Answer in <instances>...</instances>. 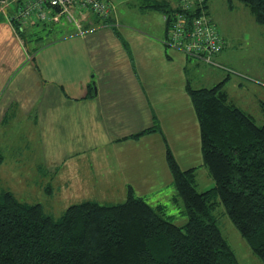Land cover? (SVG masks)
<instances>
[{
  "label": "trees",
  "instance_id": "1",
  "mask_svg": "<svg viewBox=\"0 0 264 264\" xmlns=\"http://www.w3.org/2000/svg\"><path fill=\"white\" fill-rule=\"evenodd\" d=\"M239 1L264 26V0ZM187 2L145 0L140 8L160 11L169 36L180 18L190 22L200 15L201 11L187 7ZM201 9L226 43L211 16L209 0ZM89 10L100 19L98 27L116 26L113 5L107 17ZM13 23L17 33L27 37L22 23ZM34 24L46 31L52 26ZM193 63L205 64L188 57L187 64ZM219 64L212 66L228 72L224 80L210 87H187L199 120L203 165L215 186L198 191V167L183 170L166 143L173 187L170 201L177 214L185 217L184 222L176 220L166 202H151L146 195H136L133 188L121 201L90 199L73 204L59 219L46 213L41 203L21 201L11 190L3 189L0 264H239L213 214L221 203L262 260L258 264H264V124H257L251 114L230 100L225 85L232 69ZM153 132L162 133L156 122L135 137Z\"/></svg>",
  "mask_w": 264,
  "mask_h": 264
},
{
  "label": "crops",
  "instance_id": "2",
  "mask_svg": "<svg viewBox=\"0 0 264 264\" xmlns=\"http://www.w3.org/2000/svg\"><path fill=\"white\" fill-rule=\"evenodd\" d=\"M108 1L114 8L115 29L109 25L95 28L100 19L90 10L75 8L82 29L73 23H63L62 18L61 22L52 24L47 33L48 37H52L47 38L34 53L30 52L27 45L29 41L25 40L23 44L19 40L17 36L20 35L14 23L7 18L6 13L0 11V17H5L0 20V104L15 83L17 87L11 90L13 92L27 90L28 95V89H37L34 82L30 83L31 74L34 73L41 95L40 121L43 118L47 121L43 122V128H46V124L55 123L51 130L57 137L77 141L73 152L81 149L98 150V144L92 146V142H103L101 151L110 155L107 180L130 184L128 188L116 184L113 186L116 189L123 188L122 196H127L129 188L138 187L133 182V172L138 167L135 162L138 153H141V158L146 155L143 164L159 163L160 159L162 169L168 171L166 161L163 162L167 148L164 140L162 143L160 141L161 134L153 132L135 137L155 122L162 128L161 122L165 121L158 105H169L170 101L178 98L191 103L188 84L194 88L210 87L221 80L210 86L193 84L195 70L187 62L176 61L172 54L174 48L166 43L168 36L164 15L158 10L141 9L145 0ZM29 22L31 24L28 23L24 29L31 41L35 33L29 27L35 24L31 20ZM55 33L61 35L56 37ZM35 35L36 38L41 37ZM140 61L147 62L139 71ZM24 64L26 66L22 67ZM27 67L24 74L15 72ZM160 77L167 78L170 83L160 81ZM174 78L176 80L173 82ZM21 85L24 86L21 88ZM171 86H178L179 95L171 90ZM9 99L10 96L6 97V102ZM12 103L8 111H15L18 107L17 101ZM36 104L31 107H35L34 110L20 113L25 116V120L38 114ZM165 114L170 116L167 112ZM49 116L53 122H50ZM1 123L0 120V129ZM3 134L0 131V166L5 161L3 141L5 146L10 142L9 136L6 142ZM84 138L89 141L82 144L85 140L80 139ZM148 171L149 167L143 168L144 176H147ZM57 176L61 181H68L67 176ZM96 180L97 177L94 187ZM124 189L127 191L124 192Z\"/></svg>",
  "mask_w": 264,
  "mask_h": 264
},
{
  "label": "rangeland",
  "instance_id": "3",
  "mask_svg": "<svg viewBox=\"0 0 264 264\" xmlns=\"http://www.w3.org/2000/svg\"><path fill=\"white\" fill-rule=\"evenodd\" d=\"M209 6L211 16L226 41V47L216 62L223 63L232 69V72L229 73L230 78L226 80L225 88L230 94L232 102L251 114L257 124L263 125L264 113L261 102H264V26L256 20L249 8L245 7L239 0H209ZM9 11L10 9L6 8V12ZM2 14L4 15V13ZM2 17H0V20L5 19L4 16ZM63 23L68 22L63 19ZM29 30L41 36L42 40L34 37L30 41L28 36L24 38L21 35L17 37L23 44H25V40L29 41L26 43L31 53L41 47L47 38L52 37H48V31L42 30L38 25L29 27ZM60 35L61 33H57L56 37ZM174 50H172L174 52H171L176 61L187 62L188 57L184 52L176 48ZM137 56L140 55L137 54ZM146 62H138L139 71L141 66H145ZM24 66L26 64L22 67ZM162 66L165 67L166 65ZM21 68L15 72L24 74L29 67ZM192 68L195 70L196 78H194L193 84L196 86H210V84L228 76L227 71L209 64L200 63L197 66L193 63ZM132 70H135V67H132ZM159 80L170 83L167 78L160 77ZM175 80L174 78L173 82ZM32 82L35 83L37 89H28V95L26 94L27 90L21 92L11 91L14 87H17L16 83L12 85L0 104V120L2 122L0 131L4 133L6 142H8L7 136L10 138L9 145L5 146L3 141L5 161L0 166V190H11L19 200L24 202L41 203L44 211L56 219L61 218L69 206L78 202L90 199L100 202L124 200L126 195L122 196L123 188L116 189L113 186L116 184L128 188L127 186L130 184L127 185L120 180L108 182L110 155L101 151L100 147L103 142H92V146L98 144V150L92 148L93 150L89 151L81 149L73 152L76 147L74 144L77 141L62 140L57 137V134H54V131L51 130L56 125L55 123H45L46 128H43V122L47 121L44 118L40 121L41 106H39V102L41 95L38 92V83L34 73L31 74L30 83ZM142 85L150 87V85ZM23 86L21 85V88ZM171 90H175L179 95L178 86H171ZM9 96L10 99L6 102V97ZM15 101H17L18 107L16 106L15 111L12 109L8 111V108L14 104L12 102ZM190 101L191 103L189 100L186 102L178 98V100L170 101V106L167 104L163 107L158 105L165 121V123L161 122L162 133L160 134L162 138H160V141L161 143L163 140L166 141L165 143L169 145L173 154L176 153V156H174L177 157L176 160L183 170L194 166L198 167L197 188L198 191H205L214 187L215 181L208 168L203 165L199 120L192 99ZM35 102L38 106L36 108L38 114L36 116L34 114L25 120V116L20 113L24 110L26 112L34 110L35 107L33 109L31 107ZM174 103L176 106L172 107ZM166 112L170 114L169 117L166 116ZM49 119L50 122H53L50 116ZM46 131H49V133H46ZM6 132L7 134H5ZM80 140H85L82 141V144L89 141L87 138ZM83 147L88 148L86 145H83ZM144 156L141 158V153H138V160L135 161L138 166L133 172L135 175L133 182L138 185L134 189L136 195H146L151 202L157 199L166 202L170 210L176 214V220L179 223L184 222L185 217L177 214V207L173 206L170 201L173 187L172 175L166 161V151H164L163 162L166 161L169 172L162 169L160 159L159 163H155V161L143 164ZM144 167L150 169L147 176H144ZM57 174L67 176L68 181H61ZM96 177V187H94ZM125 191L127 189H124ZM180 201H178V204L181 203ZM213 214L222 235L236 254L239 264L261 263L262 260L240 234L225 212L222 203L220 207H216Z\"/></svg>",
  "mask_w": 264,
  "mask_h": 264
},
{
  "label": "built area",
  "instance_id": "4",
  "mask_svg": "<svg viewBox=\"0 0 264 264\" xmlns=\"http://www.w3.org/2000/svg\"><path fill=\"white\" fill-rule=\"evenodd\" d=\"M205 0H189L187 7H193L203 12ZM6 8L10 11L6 12ZM75 8L91 9L107 17L112 12L108 0H0V11L8 16L13 23L19 21L25 27L29 21H37L48 25L61 22L62 18L68 23L78 25ZM200 12V15L185 21L180 18L171 28L166 40L168 45L184 52L189 58L205 64L221 66L216 57L221 53L225 42L211 22V18ZM117 26V24H115Z\"/></svg>",
  "mask_w": 264,
  "mask_h": 264
}]
</instances>
